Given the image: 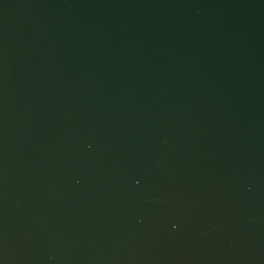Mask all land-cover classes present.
<instances>
[{
  "label": "water",
  "instance_id": "obj_1",
  "mask_svg": "<svg viewBox=\"0 0 264 264\" xmlns=\"http://www.w3.org/2000/svg\"><path fill=\"white\" fill-rule=\"evenodd\" d=\"M0 264H264V0H0Z\"/></svg>",
  "mask_w": 264,
  "mask_h": 264
}]
</instances>
